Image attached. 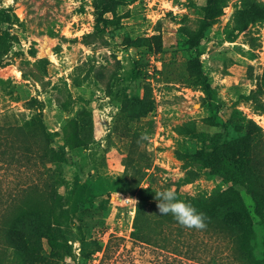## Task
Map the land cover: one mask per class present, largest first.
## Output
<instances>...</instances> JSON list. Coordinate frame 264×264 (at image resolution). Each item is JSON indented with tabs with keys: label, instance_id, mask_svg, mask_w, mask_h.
I'll list each match as a JSON object with an SVG mask.
<instances>
[{
	"label": "rangeland",
	"instance_id": "374dc122",
	"mask_svg": "<svg viewBox=\"0 0 264 264\" xmlns=\"http://www.w3.org/2000/svg\"><path fill=\"white\" fill-rule=\"evenodd\" d=\"M206 8L0 0V264H155L159 228L173 219L159 214L155 191L184 200L228 188L201 163L219 130L204 81L223 117L238 110L229 138L249 122L264 133V0H223L210 25ZM70 120L86 146L69 145ZM46 131L56 132L50 142ZM253 222L256 260L264 228ZM220 236L212 242L226 245Z\"/></svg>",
	"mask_w": 264,
	"mask_h": 264
},
{
	"label": "trees",
	"instance_id": "16d2710c",
	"mask_svg": "<svg viewBox=\"0 0 264 264\" xmlns=\"http://www.w3.org/2000/svg\"><path fill=\"white\" fill-rule=\"evenodd\" d=\"M222 4L223 0H207V24H212L220 15ZM204 90L209 99L208 124L219 127V130L205 137L201 163L209 174L220 176L229 186L208 196L184 197L183 201L205 213L207 226L203 230L189 229L178 224L174 217L161 224L156 241L155 264H228L239 259L247 264H264V254L262 258L254 260L249 253L255 230L253 214L264 228V133L261 128L249 122L239 128L240 131L245 130L241 136L229 138L231 116L237 115L238 110L232 107L231 113L223 117L220 111L222 106L213 102L214 90L207 79L204 81ZM255 92L252 90V93ZM244 97L252 98L251 94ZM67 129L68 142L72 148L87 145L76 120H70ZM54 135L56 132L46 131L49 142ZM53 157L57 159L58 154L53 153ZM241 190H246L254 201L253 213L248 209ZM176 195H179L178 191ZM76 227L83 236L81 226ZM137 234H140L139 230ZM215 236L227 237V244L215 245L212 242ZM235 245L243 251L242 258L233 254Z\"/></svg>",
	"mask_w": 264,
	"mask_h": 264
},
{
	"label": "clouds",
	"instance_id": "9594fccd",
	"mask_svg": "<svg viewBox=\"0 0 264 264\" xmlns=\"http://www.w3.org/2000/svg\"><path fill=\"white\" fill-rule=\"evenodd\" d=\"M141 139H149L146 133L142 134ZM133 199H120L122 201ZM137 204L138 201L133 199ZM154 200L156 208L161 215L171 214L181 226L189 229L203 230L206 228V215L198 211L191 203L177 198L174 188H166L155 191Z\"/></svg>",
	"mask_w": 264,
	"mask_h": 264
}]
</instances>
